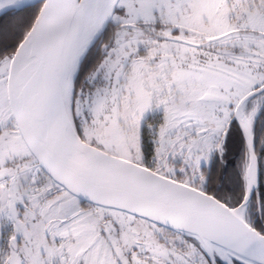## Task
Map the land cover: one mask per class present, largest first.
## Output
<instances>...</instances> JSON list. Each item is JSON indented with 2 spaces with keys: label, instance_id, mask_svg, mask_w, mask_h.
I'll return each mask as SVG.
<instances>
[{
  "label": "snow or ice",
  "instance_id": "6c2138e0",
  "mask_svg": "<svg viewBox=\"0 0 264 264\" xmlns=\"http://www.w3.org/2000/svg\"><path fill=\"white\" fill-rule=\"evenodd\" d=\"M0 264H264V0H0Z\"/></svg>",
  "mask_w": 264,
  "mask_h": 264
}]
</instances>
